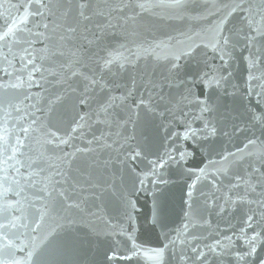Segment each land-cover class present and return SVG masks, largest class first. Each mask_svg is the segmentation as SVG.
<instances>
[{
  "label": "snow or ice",
  "instance_id": "snow-or-ice-1",
  "mask_svg": "<svg viewBox=\"0 0 264 264\" xmlns=\"http://www.w3.org/2000/svg\"><path fill=\"white\" fill-rule=\"evenodd\" d=\"M141 256L264 264V0H0V264Z\"/></svg>",
  "mask_w": 264,
  "mask_h": 264
},
{
  "label": "water",
  "instance_id": "water-1",
  "mask_svg": "<svg viewBox=\"0 0 264 264\" xmlns=\"http://www.w3.org/2000/svg\"><path fill=\"white\" fill-rule=\"evenodd\" d=\"M193 23L195 24V22H193ZM181 27H182V25H180L179 23L173 22V23H171L169 25L168 28L161 29L159 32H157L156 35L162 37L165 33L170 32V30L172 28H181ZM148 203H149V201L147 199H142L141 200V205L142 206H144V205H146ZM145 210H147V209H145ZM176 223L177 224L179 223V218L178 217L176 218ZM138 235H139V239L137 240L138 243H143V244H145L148 247L157 246L156 237H155L154 234L150 235V234L142 232V233H140ZM115 264H151V261L147 257L141 256V257H138V258H133L131 261L117 260L115 262Z\"/></svg>",
  "mask_w": 264,
  "mask_h": 264
}]
</instances>
